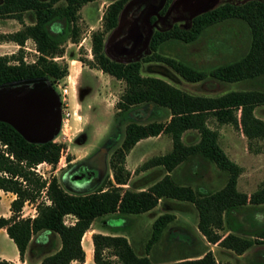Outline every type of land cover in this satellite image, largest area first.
<instances>
[{
    "label": "trees",
    "instance_id": "trees-1",
    "mask_svg": "<svg viewBox=\"0 0 264 264\" xmlns=\"http://www.w3.org/2000/svg\"><path fill=\"white\" fill-rule=\"evenodd\" d=\"M91 1L94 0H0V18H14L22 24V28L15 32H0V41L23 45L30 39L39 52L33 63L23 61L22 49L17 55H0V86L46 79L54 89V80L60 77L62 68L52 58L62 55L61 43L66 38L78 42V11ZM127 1L113 0L107 5L102 15V29L91 34L93 62L89 64L124 81L125 88L117 102L120 113L141 106L135 112L140 116L142 108L149 111L153 105L166 111L168 119L146 122L131 119L124 127L119 146L113 149L109 158L110 170L119 186L112 184L106 175L94 190L82 193H69L57 177L46 178L33 169L43 162L55 168L61 156V144L54 139L28 141L10 123L0 120V190L15 195L9 205L11 215H0V228L6 229L22 261L30 242L33 249L35 235L45 232L57 235L60 245L52 251L47 250L37 264L84 262L81 239L95 220L99 219L103 227H124L128 215L149 211L163 200L193 204L198 215L197 229L211 244L240 255L264 242V184L249 194L237 188L242 168L219 146L217 132L207 125L208 117L212 116L218 123L241 126L249 139H264V120L254 114L257 106L264 105V89L231 90L204 96L183 91L159 77L141 74L142 63L160 58L190 82H201L208 77L218 82L264 78V0H224L213 9L193 17L187 25L166 24V13L172 0H164L157 15L150 18L157 27L150 38L147 54L140 60L114 59L103 51L104 38L116 27L119 13ZM25 12L34 15L33 23H24ZM229 20L240 21L246 26L249 45L242 56L211 69L208 74L159 53L166 43H193L207 28ZM56 22L61 25L58 31L52 29ZM187 130L197 132V142H183ZM161 134L170 136L172 148L148 158L135 171L162 167L165 170L163 177L138 190L121 186L130 183V172L125 166L127 152L139 140ZM192 158L211 161L225 172L224 185L210 191L177 181L172 172ZM26 202L35 205L33 217H22L21 210ZM67 215L75 218L70 224L65 222ZM174 218L170 213H162L155 218L144 254L136 253L125 235L93 232L94 263L219 264L211 250L201 254L180 252L167 262L150 257V250L161 240L165 252L174 244H192L193 236L185 227L177 231L169 225ZM226 218L229 231L221 233ZM114 219L122 221L117 225L110 223ZM0 264L16 263L0 259Z\"/></svg>",
    "mask_w": 264,
    "mask_h": 264
},
{
    "label": "rangeland",
    "instance_id": "rangeland-1",
    "mask_svg": "<svg viewBox=\"0 0 264 264\" xmlns=\"http://www.w3.org/2000/svg\"><path fill=\"white\" fill-rule=\"evenodd\" d=\"M112 1L94 0L83 4L78 11V42H72L70 38H66L61 43L64 52L61 58L57 59V63L61 66L62 71L60 77L54 80L53 85L60 101L61 123L54 140L61 144V158H59V162L55 168L49 164L42 163L39 165V171L43 173V177H57L60 185L69 193L88 192L99 186L98 183L80 190H72L66 187L62 178L66 169L68 171L71 169L73 162L83 160L98 151L104 152L107 179L112 184L119 186L115 182L110 170L109 158L113 149L119 146L122 140L125 125L131 119L143 122L153 120L164 121L168 119L166 111L153 105H150L149 111L142 108L140 116L135 115V112L141 106H134L129 112L120 113L117 102L124 91V81L118 80L98 67L89 64L93 62L91 34L96 30L102 29V15L107 5ZM152 1L157 4L159 0ZM223 1L217 0L214 7ZM163 2L164 0H161L160 8ZM160 8L154 11L150 18L155 14L157 15V11ZM166 16V24L169 25L171 23L187 25V22H189V20H180L177 12H167ZM23 18L25 24L34 22V15L31 12H25ZM150 23L154 31L157 26L151 20ZM20 28H22V24L18 20L10 17L0 18L1 33L8 34ZM60 28L61 25L58 22L52 26V29L57 31ZM113 31L114 29L106 33L103 51L111 58L122 59L115 57L111 49L110 44H112V39L114 38ZM14 43L13 41H0V55H17L18 50ZM248 45L249 34L246 26L240 21L229 20L207 28L193 43H166L159 53L162 56L186 63L188 66L199 71L202 70L208 74L211 69L242 56ZM26 46L31 51L23 50V56H26L28 62H32L38 56V53L34 52V42L29 39L26 42ZM143 56L139 57L138 60ZM141 74L143 76L159 77L183 91L204 96L220 95L231 90L264 89V78L252 81L218 82L208 77L201 82H190L183 79L160 58L142 63ZM33 81L37 82L40 89L45 90V84L53 88L46 79ZM59 85L63 87L67 86L68 88V94L64 101L61 100ZM254 114L264 120V105L257 106ZM207 125L217 132L219 146L231 160L242 168L238 176L237 188L249 194L264 184V139H249L242 132L241 126L235 127L229 123H218L212 116L208 117ZM22 133L29 141H34V139L28 137L27 133ZM182 139L185 144H191L198 141L199 135L195 130H187ZM106 142H109L110 145L107 151L103 149V145ZM171 148L172 141L167 134L139 140L127 152L125 157V166L130 172V183L121 184V186L138 190L139 187L143 186L146 188L162 178L165 174V170L162 167L137 172L135 170L148 158L164 154ZM172 175L181 183H187L194 188L200 187L210 191L223 186L227 177L226 173L218 169L213 162L200 158H192L181 163L175 168ZM8 198L9 196H1L0 210L4 211L7 209ZM162 213L173 214L175 218L169 225L177 231H179L178 228L185 227L189 234L193 236V241L191 245L185 243L174 244L169 251L165 252L163 240H161L150 250L149 255L153 260L167 262L168 259L180 252L201 254L206 250H211L219 264H264V242L252 246L240 255L217 244L209 243L197 229V210L189 202L176 200L159 201L149 211L128 215L129 219H127L126 226L118 228L107 227L105 230L125 235L136 253L144 254L145 244L150 236L152 223ZM21 214L23 216L35 214V205L26 202L22 207ZM74 219L72 215H67L65 222L70 224ZM121 221V219H114L110 223L117 225ZM100 224V220L97 219L93 222L91 228L104 230L100 227ZM225 231H229L227 218L224 223V230L221 233ZM50 241V247L45 249L41 255L52 251L57 246V235L51 237Z\"/></svg>",
    "mask_w": 264,
    "mask_h": 264
},
{
    "label": "water",
    "instance_id": "water-1",
    "mask_svg": "<svg viewBox=\"0 0 264 264\" xmlns=\"http://www.w3.org/2000/svg\"><path fill=\"white\" fill-rule=\"evenodd\" d=\"M217 0H172L167 12L190 21L211 10ZM152 0H128L119 13L111 49L115 57L137 60L149 50L153 33L150 16L160 8ZM0 120L10 123L23 136L45 142L55 138L60 128V101L53 88L40 89L35 81L0 86ZM25 139H27L24 136ZM29 141V139H27ZM31 141V142H34Z\"/></svg>",
    "mask_w": 264,
    "mask_h": 264
},
{
    "label": "crops",
    "instance_id": "crops-1",
    "mask_svg": "<svg viewBox=\"0 0 264 264\" xmlns=\"http://www.w3.org/2000/svg\"><path fill=\"white\" fill-rule=\"evenodd\" d=\"M1 196H9L7 201V209L2 211L0 210V215H3L5 217H8L11 215V211L9 209L10 202L15 198V195L11 192H5L3 190H0V200ZM35 214L30 215L33 217ZM22 217H25L22 215ZM93 224V223H92ZM90 228L84 233L81 239L82 247L85 251V260L84 262H78V261H71L70 264H95L93 261V245H92V239L91 235L93 232H100L103 234H112L110 231L105 230L106 227H103L100 224V227H102L104 230H96L95 228ZM116 234V233H114ZM53 234H48L45 232H40L35 235L34 241H33V249L31 248V242L28 246V249L25 254V259L22 261L19 257L18 249L13 242V240L8 236L5 228H0V259H5L8 261H11L16 264H37L40 262L41 258L45 255L41 253L49 248V244L51 243V237H53ZM128 239V238H127ZM60 243L58 240L57 247H59ZM31 249L33 250V253H31Z\"/></svg>",
    "mask_w": 264,
    "mask_h": 264
},
{
    "label": "flooded vegetation",
    "instance_id": "flooded-vegetation-1",
    "mask_svg": "<svg viewBox=\"0 0 264 264\" xmlns=\"http://www.w3.org/2000/svg\"><path fill=\"white\" fill-rule=\"evenodd\" d=\"M109 147V142L103 145L105 151ZM103 154V151H98L83 160L73 162L71 169L69 171L66 169L62 175L66 187L72 190H80L90 185L101 184L105 180L107 170Z\"/></svg>",
    "mask_w": 264,
    "mask_h": 264
},
{
    "label": "built area",
    "instance_id": "built-area-1",
    "mask_svg": "<svg viewBox=\"0 0 264 264\" xmlns=\"http://www.w3.org/2000/svg\"><path fill=\"white\" fill-rule=\"evenodd\" d=\"M29 40V39H28ZM26 42H27V40L24 42V44L23 45H19V44H17V43H14L15 44V46H16V49L17 50H19V49H22V50H26V51H31V49L29 48V47H27L26 46ZM16 50V51H17ZM34 52L35 53H38L39 54V52L36 50V48L34 49ZM12 53H15V52H12ZM61 58V56H56V57H53L52 59L53 60H55V61H57V59H60ZM22 59H23V61L25 62V63H33L35 60H33L32 62H28L27 61V58H26V56H23L22 57ZM59 93L61 94V100H65L66 99V96H67V94H68V88H67V86H60L59 85ZM60 158H61V156H60ZM59 162V161H58ZM43 163H45V162H43ZM40 164H42V163H40ZM40 164H38L37 166H36V168H33L38 174H41L42 176H43V173H41L40 171H39V165ZM45 164H47V163H45ZM58 164V163H57Z\"/></svg>",
    "mask_w": 264,
    "mask_h": 264
}]
</instances>
